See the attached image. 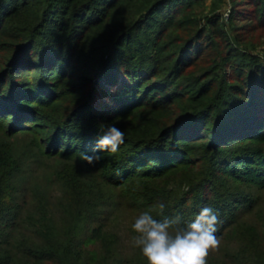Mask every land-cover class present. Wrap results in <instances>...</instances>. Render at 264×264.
Masks as SVG:
<instances>
[{
	"label": "trees",
	"instance_id": "trees-1",
	"mask_svg": "<svg viewBox=\"0 0 264 264\" xmlns=\"http://www.w3.org/2000/svg\"><path fill=\"white\" fill-rule=\"evenodd\" d=\"M0 45V117L8 118L0 135V219L12 213L10 228L27 237L0 240V264H103L104 240L99 250H84L99 237L96 227L114 197L158 219L154 206L163 202L164 216L179 215L183 224L213 207L218 236L235 207L212 189L216 167L253 166L264 182V64L251 53L264 47V0H0ZM72 66L82 73L71 78L82 84L80 105L46 118L48 153H38L59 155L51 174L61 199L53 205L38 188L13 190L35 145L17 151L11 136L45 129L29 125L44 119L26 104L51 102ZM21 71L34 76L18 81ZM111 123L125 132L119 151L65 170L64 157L74 152L110 154L96 143L99 126ZM204 139L198 166L205 172L186 179L180 195L164 189L168 172L196 163L187 149ZM28 199L36 207L22 216L16 202Z\"/></svg>",
	"mask_w": 264,
	"mask_h": 264
},
{
	"label": "rangeland",
	"instance_id": "rangeland-1",
	"mask_svg": "<svg viewBox=\"0 0 264 264\" xmlns=\"http://www.w3.org/2000/svg\"><path fill=\"white\" fill-rule=\"evenodd\" d=\"M251 53L258 55L260 59L259 62L264 64L263 46L256 47ZM2 62L3 61L0 59V68L3 67ZM18 68L19 67H17L16 71H18ZM18 72L15 74L18 81L21 79L29 81L33 78L32 76H34V71ZM81 74V70H79L78 66H72V69L67 70L66 72L68 77L67 80L60 79L58 81L57 91L55 92V95L52 96L53 100L51 99V102H31L26 104L29 105L33 111H36L39 117L44 119L39 120L38 122H35V120L31 121L29 122V125L31 126L35 123L36 125L43 126L45 129H36V133H28L24 130H18L11 136V141H16L17 143V151H22L23 146H29L28 144L30 141L34 142L35 145V147L30 148L32 152L29 156L33 158L31 160H26V162L24 161L22 174H19L13 182V190L15 192H19L22 188L26 191H29L32 188H38L39 190L37 191L40 193L41 197L43 195L45 199H51L52 204L53 202H60L61 195L55 185V178L51 174L53 173L52 167H56V162H54V160L59 159L57 158L59 155H57V157H50L51 155H49L48 157L40 158L38 153H43V155L48 153L42 152V147H44L43 141L47 142L46 135H44V133H47L48 131L46 129V126L48 125L46 118L49 120H55L57 118L60 119L62 116L64 117L65 113L68 112L70 108L78 106V99H82L80 93L77 92V89L79 88L78 84L81 82L78 81L79 83H77L72 80L73 77ZM55 80L56 78L54 79L52 77L50 81L54 84ZM119 81H123V79L120 78ZM81 85L82 84H80V87ZM39 87L43 91V85L40 84ZM42 95L47 94L42 93ZM102 102H105V99H103ZM28 114L29 111L22 115L23 117H26ZM7 121L8 118L0 117V135L3 130L1 128L2 123L5 127V125H8ZM11 126L14 130L18 129L14 124ZM6 128L8 129V127ZM27 142L29 143L27 144ZM206 142L207 140L204 139L196 141L191 145L189 144L190 148L187 149V155L193 157L196 163L189 167L183 166L182 168L168 172L167 175L170 176L162 180L163 183L161 186L164 189H167L168 191L174 190L175 195H180V193L186 191V183L191 181H187L186 179L193 178V174L195 173L199 174L205 172V167L198 166V161ZM252 147H258V145H252ZM98 155L101 159H104L105 157H110L111 154L98 153ZM80 161H83L80 153L74 152L72 157H64V169L66 170L69 165L78 167ZM245 167H232L231 171L233 170L235 175L224 168L216 167L215 176L211 182L212 189H215V191L220 194L221 198L227 197L230 202L234 201L233 204L235 209L231 215V220L233 221L232 224L223 228L218 234V237L221 238L219 250L209 254L207 264H250L251 262L264 264V185H262L264 182H261L258 174H255L256 169L253 166L247 165V167ZM195 169L196 171L193 173ZM262 177L264 178V175ZM157 180L160 181L159 179ZM185 180L187 182H185ZM107 189L113 197L115 195L117 197V195L120 194L118 189L112 190L109 187H107ZM208 189H211V187L209 186ZM38 192L33 194L36 196V199L37 197L39 199V196L37 195ZM207 196L210 197L212 194ZM18 197L19 193H16L15 198ZM25 197L28 198L31 196L28 195ZM114 199H116L115 201L117 202L114 204L112 203V206L105 210L106 212L104 215H101V223L96 227L95 236L99 235V237L95 240L94 244L86 247L84 252L89 250H99L100 242L104 240L105 242L102 243L104 244L103 249L106 251L107 258L105 256L104 259L101 253V258L104 259L103 264L105 261L106 264H108L110 261L121 263L126 260H130V262L144 260L147 262L146 258L142 255L141 249L134 243V237L137 233L133 228L136 218L141 212L146 211V209H140V207L131 208L132 203L130 201L124 203L123 198L118 199L114 197ZM18 201L21 202L22 199L20 198ZM18 201L16 203L22 206V210H19L17 213H20L22 216L30 214L32 209L36 207V204L33 207V202L30 199H28L26 203H19ZM13 211L16 212V210ZM11 215L12 213H8V215L5 214L4 217L0 219V240H5L7 242L9 240V242H22V240L27 239V237H24V239L22 235L21 237H18L20 231L16 228H10ZM194 218L195 217H193L192 220ZM192 220L188 217V221ZM62 225L63 226L60 228L64 229L66 226H64V224Z\"/></svg>",
	"mask_w": 264,
	"mask_h": 264
},
{
	"label": "clouds",
	"instance_id": "clouds-1",
	"mask_svg": "<svg viewBox=\"0 0 264 264\" xmlns=\"http://www.w3.org/2000/svg\"><path fill=\"white\" fill-rule=\"evenodd\" d=\"M102 135L98 137L96 150L115 154L125 143V132L114 123L105 127L101 124ZM81 159L94 165L101 157L81 153ZM159 209L157 218L152 211L139 214L133 225L137 235L134 243L142 251L147 264H207L211 252L219 250L221 238L216 235L221 223L219 213L213 207L205 206L187 223L179 215L164 216L163 202L154 206Z\"/></svg>",
	"mask_w": 264,
	"mask_h": 264
}]
</instances>
